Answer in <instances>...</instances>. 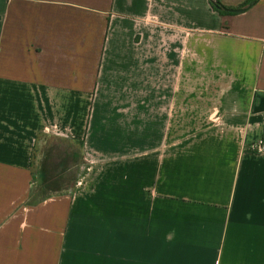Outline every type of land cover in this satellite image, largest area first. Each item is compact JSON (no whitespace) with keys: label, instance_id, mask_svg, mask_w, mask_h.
Here are the masks:
<instances>
[{"label":"crops","instance_id":"1","mask_svg":"<svg viewBox=\"0 0 264 264\" xmlns=\"http://www.w3.org/2000/svg\"><path fill=\"white\" fill-rule=\"evenodd\" d=\"M218 1L0 0V264H264V0Z\"/></svg>","mask_w":264,"mask_h":264},{"label":"rangeland","instance_id":"2","mask_svg":"<svg viewBox=\"0 0 264 264\" xmlns=\"http://www.w3.org/2000/svg\"><path fill=\"white\" fill-rule=\"evenodd\" d=\"M32 162L34 189H57L72 184L78 161L76 145L51 138H41Z\"/></svg>","mask_w":264,"mask_h":264},{"label":"built area","instance_id":"3","mask_svg":"<svg viewBox=\"0 0 264 264\" xmlns=\"http://www.w3.org/2000/svg\"><path fill=\"white\" fill-rule=\"evenodd\" d=\"M245 150L253 154H263L264 153V139L251 142L247 144Z\"/></svg>","mask_w":264,"mask_h":264},{"label":"trees","instance_id":"4","mask_svg":"<svg viewBox=\"0 0 264 264\" xmlns=\"http://www.w3.org/2000/svg\"><path fill=\"white\" fill-rule=\"evenodd\" d=\"M210 4H211L212 8H214V10H216L219 13H233L231 11H227V10L223 9L222 7H220L219 5H222V4L218 0H215V1L210 0Z\"/></svg>","mask_w":264,"mask_h":264},{"label":"water","instance_id":"5","mask_svg":"<svg viewBox=\"0 0 264 264\" xmlns=\"http://www.w3.org/2000/svg\"><path fill=\"white\" fill-rule=\"evenodd\" d=\"M254 3V0H252L250 2V4H253ZM220 7H222L223 9L227 10V11H231V12H241L243 9L242 8H230V7H225L223 5H219Z\"/></svg>","mask_w":264,"mask_h":264}]
</instances>
